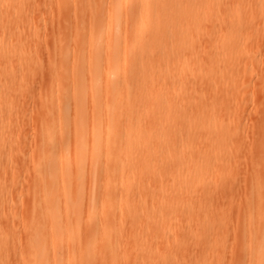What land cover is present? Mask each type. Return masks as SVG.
Segmentation results:
<instances>
[{
  "label": "rangeland",
  "instance_id": "obj_1",
  "mask_svg": "<svg viewBox=\"0 0 264 264\" xmlns=\"http://www.w3.org/2000/svg\"><path fill=\"white\" fill-rule=\"evenodd\" d=\"M42 1L45 2L30 3L36 4L37 9L32 6L39 12H31L30 4L22 5L12 21L0 20V44H4L5 54L16 55L10 62L2 55L0 58V235L5 234V239L0 236V264H36L28 248L36 227L33 224L44 209L36 164L48 145L55 148L53 161L59 162L62 155L56 146L77 119L75 112L70 111L65 128H57L50 142L44 138L46 133H40L45 132L42 123L46 119L42 118L45 115L39 98L45 89L41 87L46 82V65L51 58L48 55L58 58V39L65 32L68 80H73V66L80 57L84 78L79 86L86 87L96 76H89L90 61L101 67L96 77L102 81L101 54L106 53V40H110L105 26L98 30V37H91L89 42L99 55L90 60L88 37L79 36L86 31L88 14L79 10L75 13L82 1ZM63 1L70 8L65 11V21V12L59 13L62 6L57 8ZM151 1L178 5L175 22L182 31L169 48L172 59L168 69L174 74V81H166L171 83V97L163 107L166 109L161 112L153 99L144 103L153 113L149 119L158 123L155 135L162 137L157 147L158 163L151 170L154 175L146 177L143 164H138L143 197L152 220L129 224L123 232L127 238L125 248L139 260L135 264H246L256 243L245 234L247 214L252 218L256 215L251 199L264 190V175L257 177L255 170L258 164L264 169V150L261 152L258 136L264 123V0ZM193 1L197 2V11L191 8ZM15 3L16 0H0V7ZM108 10L116 12V19L125 12L132 13L133 26L141 17L140 0H102L105 22H111ZM180 14L185 17L182 19ZM123 31L121 27L116 55L131 61L136 57L137 37H132L131 49L124 55ZM59 72L56 69L54 73ZM130 75H135L134 71ZM166 75L169 76L154 72L152 76L158 79ZM98 95L102 99L103 94ZM99 98L103 108L104 101ZM114 116L119 126L111 136L119 140L128 119L117 113ZM154 129L146 125L143 130L152 134ZM133 166L125 168L130 171ZM163 170L171 178L163 177ZM110 206L115 219L124 217L121 205ZM34 209L39 211L38 217ZM94 214L100 216V212ZM37 222L40 227L42 222ZM113 226V233L122 234L120 221ZM136 236L142 245L131 244V238ZM48 245L49 237L45 235V250L50 257ZM141 248L144 249L140 251ZM113 260V264H124L120 253Z\"/></svg>",
  "mask_w": 264,
  "mask_h": 264
},
{
  "label": "bare ground",
  "instance_id": "obj_2",
  "mask_svg": "<svg viewBox=\"0 0 264 264\" xmlns=\"http://www.w3.org/2000/svg\"><path fill=\"white\" fill-rule=\"evenodd\" d=\"M32 1L35 3L36 0H16L15 6L0 7L1 22L12 21L22 5L30 7ZM46 1H42L43 4L47 3ZM81 1L78 9L76 6L77 11L75 7L74 11L75 13L87 12L88 23L86 31L77 34L88 37L89 42L91 37H98L97 31L105 26L108 32L107 37L110 38L106 40V53L101 54L103 79L101 82L97 81L96 76L101 67H96L97 63L90 61L89 76H96L90 85L79 86L84 78L83 61L79 57L73 66V80L69 82L67 38L65 32L63 35L60 33V37L58 35L60 46L56 45L59 47L60 54L55 60L52 57L54 54L48 55L51 57L46 65L47 68L49 66V70L47 69L49 74L46 72L44 75L47 76L44 79L47 83L45 82V85L43 81L44 87L41 88L45 89L41 90L42 97L40 94L38 96L43 106L41 112L45 115L41 117L46 119L45 123H42L45 126L41 125L45 128V132L40 133H46L43 134L44 138L50 142L57 128H65L69 113L75 112L77 119L74 127L69 132L66 131L56 146L59 154L62 155L59 162L53 161L55 148L48 145L43 148L36 164L39 185L37 186L40 188L39 197L44 209L40 211L41 215L34 209V214L37 217L40 215L38 218L35 216L36 221L32 213V220L36 222L33 226L36 225V227L28 248L31 249L30 254L36 264H45L50 261L53 262L52 264H107L106 261L113 264L116 253L121 254L124 264H135L139 260L132 257L125 248L123 232L127 231L132 221L152 220L148 203L143 197L138 164H143L146 177L151 178L154 175L151 170L158 163L157 147L162 142V137L154 133L159 129L158 123L155 122L156 120L149 119L153 113L144 106V103L153 99L152 103L159 106L163 112L166 109L163 108L164 103L171 97V83L169 85L166 81L174 79V74L171 69H168L169 61L172 59L169 48L174 45L182 31L181 25L175 22V12L179 7L176 4L159 5L151 0H140L141 17L133 26L132 13L125 12L116 19V12L108 10L107 15L111 17V22H105L102 0ZM64 4L63 1L59 6L57 5V8L69 6ZM196 4L197 2H192L193 11L198 10ZM32 5L37 9L36 4ZM32 5L30 11L37 12L38 10H34ZM62 8L59 11L60 14L70 10L69 7L63 8L64 10ZM65 14L67 15L68 12L62 15L64 21L68 17ZM62 16H59L61 21L59 20L58 24L62 22ZM179 17L183 19L185 15L180 14ZM121 27L124 28L122 33L124 55L131 49L132 37H137L134 51L136 57L131 61L116 55L117 37ZM10 30H14V27ZM91 46L89 42L87 47L92 53L90 60L99 55V50H92ZM49 50L51 52V49ZM4 51V44L1 43L0 58L2 55L6 62L16 57L14 53L5 54ZM97 62L99 63V60ZM56 69L60 72L54 73ZM131 71H134L135 75L131 76ZM125 72L128 75H124ZM154 72L167 73L169 76L154 79L152 76ZM44 90H46L45 93ZM98 92L103 94L100 95L102 99L99 98ZM104 93H107L105 94L107 99ZM98 98L104 101L103 108H101L103 103L99 104ZM115 113L128 119L119 140L111 136L119 126ZM169 123L171 124V121ZM146 125L155 127L154 131H151L152 134L143 130ZM258 136L259 147L263 152L264 123ZM69 146H71V157L69 151L67 152ZM115 147L118 151L113 150ZM129 165H134L130 171L125 168ZM255 170L257 177L264 175V169L259 164ZM161 174L163 177L171 178L167 170H163ZM251 202L256 207V215H252V218L250 213L247 214L245 234L248 240L254 239L256 243L249 252L246 264H264V190L257 192ZM110 205H121L125 213L124 217L120 220L115 219ZM95 212H100V216H96ZM37 220L42 222V225L39 224L40 227L37 226L40 223ZM115 221H120L122 234L118 231L113 233ZM138 225H136L137 229ZM45 235L49 237L50 257L47 255V249L45 250ZM137 236L134 239L128 237V240L131 238L133 246L139 244ZM4 237L5 234L2 239H5ZM142 249L144 248L140 251ZM218 264H220L219 261Z\"/></svg>",
  "mask_w": 264,
  "mask_h": 264
}]
</instances>
